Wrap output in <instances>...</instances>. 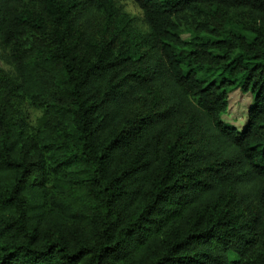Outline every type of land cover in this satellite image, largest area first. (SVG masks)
I'll return each instance as SVG.
<instances>
[{
	"label": "trees",
	"instance_id": "16d2710c",
	"mask_svg": "<svg viewBox=\"0 0 264 264\" xmlns=\"http://www.w3.org/2000/svg\"><path fill=\"white\" fill-rule=\"evenodd\" d=\"M119 1L0 0V264H264V0Z\"/></svg>",
	"mask_w": 264,
	"mask_h": 264
},
{
	"label": "rangeland",
	"instance_id": "374dc122",
	"mask_svg": "<svg viewBox=\"0 0 264 264\" xmlns=\"http://www.w3.org/2000/svg\"><path fill=\"white\" fill-rule=\"evenodd\" d=\"M119 4L125 11L130 13L135 18L136 24L142 31L146 30V24L143 20L142 11L136 5L134 0H121L119 1ZM185 37H187V34L185 35ZM0 65L8 67L1 61ZM251 102V93L243 92L240 89L232 91L230 93L229 109L223 115L224 121L228 124L235 125L239 129H242V126L244 125L247 118L248 106Z\"/></svg>",
	"mask_w": 264,
	"mask_h": 264
}]
</instances>
